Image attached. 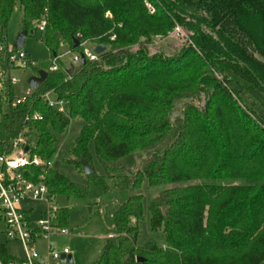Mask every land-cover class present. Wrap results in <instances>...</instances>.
I'll list each match as a JSON object with an SVG mask.
<instances>
[{
  "label": "trees",
  "instance_id": "16d2710c",
  "mask_svg": "<svg viewBox=\"0 0 264 264\" xmlns=\"http://www.w3.org/2000/svg\"><path fill=\"white\" fill-rule=\"evenodd\" d=\"M17 5L27 37L47 16L40 39L51 56L31 67L36 74L63 45L81 52L73 48L78 34L106 47L72 73L60 62L16 107L10 55L18 48L0 53V153L23 129L36 137L33 153L50 160L57 135L82 119L69 163L84 175L80 160L93 166L92 142L107 175L87 180L104 193L130 192L92 264H264V0H0V43ZM177 28L187 38L174 53L154 49ZM49 90L68 102L67 115L41 98ZM34 112L43 119L26 127ZM135 153L144 155L132 171L114 164ZM46 178L51 194H90L54 168ZM145 182L162 187L149 203L162 247L138 244ZM67 220L68 209H59V223ZM0 257L11 258L4 244Z\"/></svg>",
  "mask_w": 264,
  "mask_h": 264
},
{
  "label": "rangeland",
  "instance_id": "374dc122",
  "mask_svg": "<svg viewBox=\"0 0 264 264\" xmlns=\"http://www.w3.org/2000/svg\"><path fill=\"white\" fill-rule=\"evenodd\" d=\"M8 25L7 41L3 42V45L7 48H12L16 42L17 35L23 31L22 11L18 9V5ZM40 37L41 35L36 33L35 30L32 36L26 37L22 51L27 55V60L38 62L48 61L50 58L49 49L41 42ZM186 38L185 33L179 28V31H174L168 38H156L154 49L159 47L160 50L165 51L167 54H172L174 53L173 50L181 46ZM89 48H93V45L90 44ZM66 50H68V46L63 45L59 53H63ZM71 59V54L65 56L66 62H70ZM10 71L11 76H14L18 80V83L14 85L16 97L23 96V93L29 88L27 84L28 80L36 75L35 70L31 68V64L26 62L24 64L11 65ZM3 79L4 77L0 72V91ZM83 124L84 121L82 119L71 120L65 132L57 135V141L54 145L56 152L51 156L53 168L57 172L74 182L87 185L90 192L89 196L83 200L66 199L65 197L58 196L54 203L58 208L68 209L67 229L70 232L72 231L73 235H70L68 238H54L52 241L70 249L73 255V262L70 264H92L98 259L104 243L102 235L113 231V212L117 204L126 201L130 196L129 191L116 190L113 187L108 193L102 192L93 182L88 181L82 173L76 171L73 164L69 163V160L72 159V146L79 136ZM29 140L34 144L36 137H30ZM89 146L95 173L106 176L107 173L96 158L95 146L92 142ZM143 155V153L130 154L125 158L117 160L114 164H120L128 171H132L140 163ZM161 189V186L149 187L146 182L142 185L141 190L144 195L142 200L143 219L139 224V245L155 242L162 247V245L165 246L166 244L165 239L160 234L152 233L149 222V203L154 197L158 196ZM2 228L3 226L0 223V229ZM2 239L3 237L0 236V240ZM8 252L11 255L19 256V245L10 241L8 243Z\"/></svg>",
  "mask_w": 264,
  "mask_h": 264
},
{
  "label": "built area",
  "instance_id": "2783aa9c",
  "mask_svg": "<svg viewBox=\"0 0 264 264\" xmlns=\"http://www.w3.org/2000/svg\"><path fill=\"white\" fill-rule=\"evenodd\" d=\"M150 7L151 13L154 9ZM46 14L35 22V32L41 36L47 28ZM179 31V28L176 29ZM79 40L81 52L75 53L71 50H66L63 53H58L51 63L48 65L46 72H58L60 62L65 64L66 68L76 66L82 60L88 59L95 61L100 54L95 53L94 48L97 44L94 43L93 48L89 45L93 44L86 39H83L80 34L76 36ZM115 37H113L114 39ZM5 48L3 42L0 43V52ZM11 50L12 48H8ZM67 54L72 55L70 62L65 61ZM12 65L30 63L31 67L37 66L36 61L27 60V55L18 49L16 53L10 55ZM13 85L18 83V80L11 76ZM33 90L29 87L23 96H18L13 101V107L23 103L28 97L33 94ZM41 98L47 102L48 106L53 107L62 115L68 114V102L57 98L54 90L42 94ZM25 126L37 120H42L43 117L38 113L28 114L25 116ZM20 135L12 141L11 151L9 153H0V223L3 226L0 229V236L3 237L4 244L7 242H17L22 250V258L12 257L8 262L4 263L0 257V264H53L60 261L62 256H68L70 249L67 247L59 248L54 237L69 236L70 231L59 223V208L54 205L58 195L49 191L47 185L46 173L53 168L52 160H44L38 154L33 153V144L29 138L25 136L23 129L19 132ZM40 170V172H39ZM41 203L43 211L41 215L32 220L23 209L25 203ZM39 241L45 242V253L42 254L39 250ZM7 248V246H6Z\"/></svg>",
  "mask_w": 264,
  "mask_h": 264
},
{
  "label": "water",
  "instance_id": "95a60500",
  "mask_svg": "<svg viewBox=\"0 0 264 264\" xmlns=\"http://www.w3.org/2000/svg\"><path fill=\"white\" fill-rule=\"evenodd\" d=\"M26 37H27V31L26 30H23L22 32H20L17 35L16 42L14 43V47L16 49L17 48L22 49L25 45ZM78 46H79V40L77 38H75L73 48L76 49V48H78ZM105 50H106V47L103 45H97L94 48L95 53H98V54H102V52H104ZM81 61L82 62L85 61L84 57H82ZM69 69H70L69 73H72L74 71V66H71ZM47 77H48V72H46L45 70H40L37 75H34L33 77H31L28 80L27 84L34 91L40 87V85L46 80ZM80 162L82 165V170H83L84 175H92L95 173V169L93 168V166L89 162H87L84 158H82L80 160ZM61 260L63 262L68 261V263H70L72 261V256L71 255H68V256L63 255ZM138 261L142 262L143 259L139 258Z\"/></svg>",
  "mask_w": 264,
  "mask_h": 264
},
{
  "label": "crops",
  "instance_id": "0c3cea01",
  "mask_svg": "<svg viewBox=\"0 0 264 264\" xmlns=\"http://www.w3.org/2000/svg\"><path fill=\"white\" fill-rule=\"evenodd\" d=\"M93 46H94V44H92ZM14 46V45H13ZM37 62V61H36ZM36 74V73H35ZM37 75V74H36ZM62 197V196H61ZM39 204V205H38ZM22 207H23V209L26 211V213H27V215L29 216V218H31L32 220H35V219H37L40 215H41V213H42V211L44 210L43 209V205L41 204V203H25V204H23L22 205ZM59 209H61V208H59ZM65 228H67V226L65 227ZM70 235H73V232L71 231L70 233H69V236ZM113 235V231H111L110 233H108V234H106V235H102L103 236V238H104V242H105V239L107 238V237H110V236H112ZM69 236H65V237H54V238H68ZM54 240V239H53ZM4 242L3 241V239L2 240H0V242ZM10 242V241H9ZM9 242H7V244H6V246H7V253L10 255V256H12V257H16V258H22L23 256H22V250H21V247H20V245L17 243V242H12V243H16V244H18L19 245V247H20V254H19V256H14V255H11L9 252H8V243ZM58 245V247L59 248H63V247H65V246H63V245H61V244H57ZM103 245H104V243H103ZM163 246V245H162ZM38 247H39V250H40V252L42 253V254H44L45 253V242H43V241H39V243H38ZM69 255H71L72 256V261L70 262V263H72L73 262V255H72V253H71V251H70V254ZM70 263H68V261L67 262H63L62 260H60V261H56V262H54L53 264H70Z\"/></svg>",
  "mask_w": 264,
  "mask_h": 264
}]
</instances>
